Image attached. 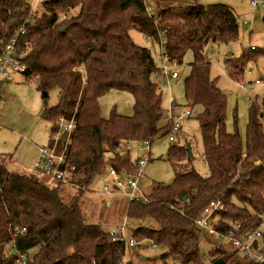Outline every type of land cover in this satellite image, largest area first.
I'll use <instances>...</instances> for the list:
<instances>
[{
  "label": "trees",
  "instance_id": "trees-1",
  "mask_svg": "<svg viewBox=\"0 0 264 264\" xmlns=\"http://www.w3.org/2000/svg\"><path fill=\"white\" fill-rule=\"evenodd\" d=\"M172 8L152 11L153 18L143 0H45L39 12L24 0H0V54L24 28L17 42L26 67L22 74L46 93L44 98L57 91L56 104L44 108L41 118L48 121L50 132L59 117L76 122L66 155L79 186L72 185L76 193L64 199L62 185L52 181L49 186L33 169L10 170L0 158V264H15L19 256L27 264H118L124 259L127 245L112 241L99 223L86 221L78 193L87 191L109 166L121 175L137 171V160L121 148L126 140L151 144L171 130L155 80L162 72L149 49L131 39L130 29L157 43L161 30L170 63L180 64L192 53L184 95L190 108L199 107L195 119L208 176L191 168L175 173L169 184H156L143 195L145 200H129L126 218L132 224H126V236L162 248L160 264H212L218 258L222 264L234 259L232 264H253L222 246L210 249L203 259L198 250L203 229L197 220L210 202L221 199L223 208L215 212L220 220L214 225L220 233H227L229 221L239 223L238 235L258 227L264 214V101L250 105L244 140L236 130H226L225 94L210 76L204 49L211 42L236 40L237 16L222 3L193 0ZM257 54L264 55V49L252 46L229 58L230 78L241 81ZM109 90L131 92L130 118L101 117L98 98ZM185 159H190L185 145L169 146V162ZM14 227L25 231L14 234Z\"/></svg>",
  "mask_w": 264,
  "mask_h": 264
},
{
  "label": "rangeland",
  "instance_id": "rangeland-1",
  "mask_svg": "<svg viewBox=\"0 0 264 264\" xmlns=\"http://www.w3.org/2000/svg\"><path fill=\"white\" fill-rule=\"evenodd\" d=\"M39 12L42 9L41 0H24ZM146 4L159 11L170 7L174 10L193 2V0H143ZM200 4H227L234 10L238 19V37L236 40L223 43L211 42L204 49V55L210 62V76L216 78L218 87L224 92L226 100L225 127L228 132H238L242 140L245 139V129L248 120L249 107L253 101L261 104L264 101V55L257 54L254 62H248L241 81H234L227 71L226 61L245 53L251 46L257 50L264 49V0L262 4L253 7L250 0H196ZM131 39L149 49L154 61H160V45L151 41L136 29H130ZM192 53L188 51L180 64H174L171 71L178 72V77L168 79L157 76L155 79L162 93V106L166 112L173 111L175 116H182L186 109L191 110L189 118H181L179 130L173 133L174 141L168 136L156 138L150 144L149 152L143 144L132 145L130 156L132 160L146 159L142 167L144 178L139 182L142 197L151 192L156 184H169L175 173H184L191 168L202 176H208L206 163L202 156V141L200 128L195 115L198 106L190 108L184 95V80L190 73ZM260 80L254 83V80ZM247 84H249L247 86ZM57 102V91L52 89L44 98L36 89L35 82L27 79L20 72L13 74L12 81L0 82V154L7 155L17 162L25 172H31L30 167L37 157V145H45L50 138V125L41 118V112L46 107H52ZM172 103H175L171 107ZM99 112L102 118L107 119L112 114L130 118L133 115V96L131 92L109 90L98 98ZM172 144L189 146L191 156L189 160L171 163L167 160V152ZM6 156V157H7ZM140 167H137V170ZM133 177L135 174L132 175ZM41 178L49 186L53 185L47 177ZM47 179V180H46ZM106 183H112V178L106 173L97 176L87 191L78 193L79 205L84 211L87 222L99 223L104 230H109L125 222L132 224L126 218L129 197L122 190L107 193L104 190ZM64 199L73 197L76 193L71 186L60 187ZM264 230V227H262ZM140 239V238H137ZM216 246H222L228 253L234 250L229 240H220L215 236L202 231L198 243L199 254L203 259L208 251ZM162 248L151 245L148 240L141 241L133 248L126 247L125 260L132 264H160ZM236 259L232 260L235 261ZM231 263V264H232ZM171 264V263H168ZM226 264H229L226 263Z\"/></svg>",
  "mask_w": 264,
  "mask_h": 264
},
{
  "label": "built area",
  "instance_id": "built-area-1",
  "mask_svg": "<svg viewBox=\"0 0 264 264\" xmlns=\"http://www.w3.org/2000/svg\"><path fill=\"white\" fill-rule=\"evenodd\" d=\"M45 1V0H41ZM250 4L253 7L259 6L262 3L258 0H250ZM33 10H36L33 8ZM147 13L154 18V14L149 7H146ZM25 33V29L21 27L20 30L16 31L14 35L5 43L3 50L0 54V82L2 81H12L13 74L15 72H20L21 74L25 71L26 67L23 63L20 62V57L24 55L18 47V37ZM158 33V44L160 45V61L157 65L161 70L162 77L168 79H174L178 77V72L171 71L173 68V63L168 62L167 56L164 53V44L165 37L162 35L161 30H157ZM23 75V74H22ZM260 80H254V83H259ZM249 84H247L248 86ZM191 115V110L186 109L183 112V115L175 116L169 110L166 113V120L171 121V130L169 132L168 140L170 142L174 141L173 133L179 130V121L181 118H189ZM75 121L73 118L66 120L64 117H59L57 119L56 129L50 132L48 143L45 145H39L37 147V157L35 162L32 164L31 168L38 175H43L48 177L51 181L56 184L65 186H76L79 188L74 181L76 175V169L74 165L69 164L66 155V147L71 141V136L75 128ZM141 143L143 147L150 150V143L148 141L136 142L132 140H126L121 148L125 151H130L132 145ZM63 145L61 149H58L59 145ZM146 159H139L137 161L138 169L134 174H119L114 168L108 167L106 174L112 178V183H106L104 185V190L107 193L115 190H122L124 195L131 199H142L145 200L144 196L137 197L135 193H140L141 190L138 187L139 182L143 178L142 167L146 163ZM83 186H80V189H83ZM223 208V202L221 199L212 201L209 203L208 207L205 209L203 216L197 220L198 226L207 232L210 235L215 236L220 240H229L233 245L234 249L238 254L246 261L253 264H264V214L261 215V220L257 228H254L249 231H245L242 234L238 235L237 233L240 230V225L237 222L229 221L230 228L227 230L226 234L220 233L214 225L220 220V216L215 213L218 210ZM17 233H23L24 228L14 227L13 229ZM126 223L123 222L121 225L111 229L110 235L112 236V241H122L128 247H134L136 242L133 239L129 238L126 233ZM124 259H122L118 264H124ZM15 264H27L25 263L22 256H19Z\"/></svg>",
  "mask_w": 264,
  "mask_h": 264
},
{
  "label": "crops",
  "instance_id": "crops-1",
  "mask_svg": "<svg viewBox=\"0 0 264 264\" xmlns=\"http://www.w3.org/2000/svg\"><path fill=\"white\" fill-rule=\"evenodd\" d=\"M144 4L146 5V7H149L152 11H154L153 10V7L151 5L146 4L145 2H144ZM171 113L173 114L172 108H171ZM38 146L39 145L36 146V150H37V147ZM6 156L7 155H4L2 153L0 154L1 162L5 163L9 167L10 170H13V171H23L22 169H20V166H19V164L17 162H15L13 159L9 158L8 156L6 157ZM31 166L32 165H30V167Z\"/></svg>",
  "mask_w": 264,
  "mask_h": 264
},
{
  "label": "water",
  "instance_id": "water-1",
  "mask_svg": "<svg viewBox=\"0 0 264 264\" xmlns=\"http://www.w3.org/2000/svg\"><path fill=\"white\" fill-rule=\"evenodd\" d=\"M42 95L45 96L46 93L43 92ZM186 149H187V151H188V155L191 156L190 147L187 146ZM222 263H223V259H222V258H218V259H216L212 264H222Z\"/></svg>",
  "mask_w": 264,
  "mask_h": 264
}]
</instances>
